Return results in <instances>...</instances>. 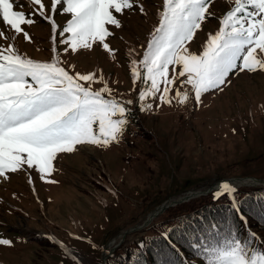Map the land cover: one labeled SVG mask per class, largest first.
I'll return each mask as SVG.
<instances>
[{"label":"rangeland","instance_id":"obj_1","mask_svg":"<svg viewBox=\"0 0 264 264\" xmlns=\"http://www.w3.org/2000/svg\"><path fill=\"white\" fill-rule=\"evenodd\" d=\"M163 2L135 0L134 9L118 17L122 27L111 26L113 36L108 38L114 54L97 45L65 53L61 31L71 14H54L62 66L70 73H95L93 89L104 86L102 78L114 98L133 101L127 105L131 115L119 143L59 153L55 171L43 179L37 169L0 178V238L12 241L11 246L0 245V264H106L105 254L119 243V236L145 222L166 201L226 179H264V72L231 76L223 91L204 94L199 105L194 90L177 81L169 93L171 104H161L158 93L155 99L148 96L146 110H140L139 93L150 88V82H134L131 60L142 59L159 26ZM16 3L19 10L32 11L30 0ZM43 3L52 14V0ZM141 5L144 12L139 11ZM234 6V0H212L214 16L197 31L191 51L202 52L208 36L219 30V21ZM35 20L23 26L30 40L0 22L8 37H0V48L12 45L22 56L50 63L55 59L51 23ZM177 90L189 93L187 101L181 102ZM209 194L189 200V207L179 212L199 205L192 203ZM169 209L157 214L152 224L164 220Z\"/></svg>","mask_w":264,"mask_h":264},{"label":"snow or ice","instance_id":"obj_2","mask_svg":"<svg viewBox=\"0 0 264 264\" xmlns=\"http://www.w3.org/2000/svg\"><path fill=\"white\" fill-rule=\"evenodd\" d=\"M30 4L32 11L26 13L19 10L16 0H0V22L16 34L22 33L26 40L31 38L23 26L34 24L35 17L50 22L55 59L39 62L20 55L12 45L0 48V178L19 170L37 169L43 179L55 171L59 153H72L77 146L103 148L119 143L131 115L127 105L133 101L114 98L113 89L102 78L104 86L93 89L98 82L95 73H70L62 66L55 47L58 25L54 14H71L61 31L60 42L67 46L65 53L97 45L114 54L108 42L113 36L110 27H122L118 17L131 12L135 0H52V14L43 0H30ZM211 4L212 0H164L159 26L151 34L142 59L131 60L134 82H150V88L139 93L141 111L146 110V98L155 99L158 93L161 104H171L169 93L177 81L194 90L199 105L204 94L223 91L231 83V76L264 72V0H234L235 6L219 21V30L208 36L202 52L190 50L197 31L214 16ZM139 11H145L142 5ZM64 34L70 35L64 38ZM0 37L8 38L3 30ZM188 95L176 91L181 102L187 101ZM151 108L148 104L147 109ZM237 192L236 187L223 182L212 192V198L227 199L229 210L244 225L248 243L227 234L218 244H208L202 238L192 248L206 264H264V248L256 250L260 237L251 231L248 217L241 211L244 202ZM174 231L166 228L161 233L172 250H176L171 239ZM11 244V240L0 238V245ZM140 247L147 244L141 241ZM160 255V264H175L164 252ZM175 255L180 258L179 264H192L178 250Z\"/></svg>","mask_w":264,"mask_h":264},{"label":"trees","instance_id":"obj_3","mask_svg":"<svg viewBox=\"0 0 264 264\" xmlns=\"http://www.w3.org/2000/svg\"><path fill=\"white\" fill-rule=\"evenodd\" d=\"M237 190L238 198L244 202L241 211L248 217L251 231L260 237V241L256 242V250L259 251L264 248V186H242ZM196 202L200 204L183 212L179 211L189 207V201L170 207L164 220L127 234L124 242L108 257L106 264H160L161 252L179 264L176 250L192 264H206L193 253L192 244L200 239L204 238L208 244H218L227 234L229 238L236 235L243 243H248L244 225L229 210L227 199L213 201L211 193L192 204ZM178 217L181 218L179 224ZM166 228L175 229L171 239L176 250L169 249L167 241L161 238ZM138 237L143 238L147 247L141 249Z\"/></svg>","mask_w":264,"mask_h":264},{"label":"water","instance_id":"obj_4","mask_svg":"<svg viewBox=\"0 0 264 264\" xmlns=\"http://www.w3.org/2000/svg\"><path fill=\"white\" fill-rule=\"evenodd\" d=\"M224 182L236 183V184L232 185L234 187H236L235 185H237L239 182H240L238 184L239 186L240 185L241 186H257V185H263L264 186V179L263 178H257V177L231 178V179H226ZM220 184H221L220 182H217L216 184L211 185L207 189H204L201 191H194V192L192 191L188 195H184L183 197H180L178 199H174L173 201L172 200L166 201L165 203H163L162 205H160L159 207H157L156 209L151 211V213L149 214V216L147 217L145 222L123 232L121 241L117 245H115L108 254H105V259H107V257L121 244V242L125 240L127 234L133 233V232L138 231V230H142L143 228L151 225L152 222L154 221V217L157 214L163 212L165 209H168L169 207L184 203L186 201H189V200L196 198V197H199L201 195H207V194L213 192L214 190H217V188ZM137 241L141 242L143 240L141 237H139L137 239Z\"/></svg>","mask_w":264,"mask_h":264},{"label":"bare ground","instance_id":"obj_5","mask_svg":"<svg viewBox=\"0 0 264 264\" xmlns=\"http://www.w3.org/2000/svg\"><path fill=\"white\" fill-rule=\"evenodd\" d=\"M224 181H225V180H223V181H220V183H223ZM230 183H232V182H230ZM239 183H240V182H239ZM239 183H238V184H239ZM234 184H236V183H232V185H234ZM238 184H237V185H235V186H236V187H238V186H239ZM240 186H241V185H240ZM174 199H178V198H174ZM174 199H170V200H172V201H173ZM177 205H178V204H177ZM120 237L122 238V234L119 236V238H120ZM118 240H119V239H118ZM112 243H113V242H112ZM112 243H111V244H112Z\"/></svg>","mask_w":264,"mask_h":264}]
</instances>
